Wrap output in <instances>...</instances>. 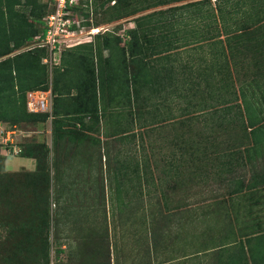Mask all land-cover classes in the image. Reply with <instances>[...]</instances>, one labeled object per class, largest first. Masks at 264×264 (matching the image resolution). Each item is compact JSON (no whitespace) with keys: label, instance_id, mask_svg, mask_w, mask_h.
Masks as SVG:
<instances>
[{"label":"rangeland","instance_id":"374dc122","mask_svg":"<svg viewBox=\"0 0 264 264\" xmlns=\"http://www.w3.org/2000/svg\"><path fill=\"white\" fill-rule=\"evenodd\" d=\"M106 1L109 7L103 16L97 13L98 23L117 14L119 9L127 12L135 4V7L146 6L160 0H120L117 5H113V0ZM247 4L245 7L252 9ZM243 8H239L242 13ZM105 22L102 25L106 29L119 31L120 26L106 25L111 22ZM247 47L246 50L249 45ZM263 49L264 46L261 51L264 54ZM79 50V56H69L66 62L55 67L57 75L60 72L58 87L61 94L70 93L66 84L72 82L67 78L73 76L78 78L75 84L83 93L97 87L96 74L92 70L94 48L87 45ZM255 54L246 53L245 58L237 60L239 54L236 53L235 60L241 65V70L236 69V74L230 70L229 76L214 75L213 108L198 107L200 97L195 93H192L195 98L189 94L186 112H182L174 122H164L165 113H168L166 109L151 108L152 104L145 99L137 110H134V102H129L126 108L129 110L122 109L124 114L118 113V117L104 111L108 124L100 131L102 126L97 112H91L94 114L89 122L81 120V116H69L75 113V105H68L72 96L66 97V94L55 104L53 112L55 115L59 110L63 115H58L53 124L54 134L63 135L59 140L46 124L16 128L6 124L4 130L16 131L11 135L13 141L8 143H4L0 136L2 158L14 155L11 164L7 165V169L12 171L5 169L4 159L0 164V264H40L34 254L38 244L40 247L44 245L37 236L38 232L47 242L41 254L49 253L42 264H224L226 251L234 254L242 243L250 248L256 245L259 252V248L264 247V236L258 238L264 235V149L250 155L245 147L253 145V138L249 137V131L239 130L242 128L240 118H236L234 124L237 110L241 108L244 112L241 89L247 87L254 91L258 85L250 82H254V78L264 81V68L253 65L258 61ZM217 64L214 61V65ZM224 69L222 67L221 71ZM54 76V73L50 74V87L53 80L55 84L58 80ZM62 78L66 81L62 82ZM122 87L129 86L124 81ZM205 96L209 94H204L203 98ZM208 103L210 105V99ZM136 118L138 125L133 122ZM153 120L163 122L153 125ZM117 132L120 135L115 138ZM100 135L106 139H100ZM20 144L36 159L16 155L15 150L20 148ZM11 145L15 150L10 148ZM81 147L88 150V156L77 163L76 160L81 158ZM103 153L109 156L104 162L106 172L102 169ZM44 156L48 158V172L37 174L34 171L37 160ZM86 169L93 170L89 174L82 171ZM115 170L127 171L118 177L114 175ZM131 176L135 177L134 185L137 187L127 195H136L132 194L134 200L130 203L139 214L136 220L138 238L132 245H126L125 236L116 235L113 241L112 222L109 224V237L105 223L94 234L95 224L89 222L87 226L88 222L75 214L82 211L78 205L83 199L92 201L102 193L111 199L117 192L116 185L122 190V185L118 184L121 177L129 180ZM83 179L90 185H81ZM101 180L104 183L99 190L97 186L102 184ZM254 185L257 187H252ZM165 208L170 214L168 220L162 216ZM152 215L160 219L158 223L166 219L168 228L175 222L177 224L165 240L157 235L154 245L149 236L152 234L149 225ZM127 223L128 236L132 231H129L131 222ZM116 226L119 228L120 222ZM87 231L90 236H86ZM105 233L107 237L103 236ZM67 240V250L60 253V246ZM113 245L114 260L108 252ZM250 259L255 264L254 258Z\"/></svg>","mask_w":264,"mask_h":264},{"label":"crops","instance_id":"0c3cea01","mask_svg":"<svg viewBox=\"0 0 264 264\" xmlns=\"http://www.w3.org/2000/svg\"><path fill=\"white\" fill-rule=\"evenodd\" d=\"M195 1L201 0H180L168 4L151 6L144 11L131 13L129 16L106 24L120 26L117 32L113 31L111 28L108 29L117 36L123 37L122 44L126 41L130 42V44L126 46V56L123 54L120 46H118L116 42H112L113 40L105 43L106 39L102 34L97 40L94 37L92 42L82 43L66 49L65 52H63L65 58L69 56L77 57L81 50H79V48L87 45L93 46V63L97 81V94H94L93 88L88 93L82 94L79 93V86L75 84L76 81L78 82V78L76 76L67 78V81L69 79L72 82L66 84L67 89L70 90V93H66V97L72 96V99L69 98L70 102H68V105H75V108H73L75 113L69 114V116H83L82 120L89 122L92 119L90 117L92 113L84 111L87 109L85 105L89 106L88 104L90 101L94 100V97H96L98 100L97 113L99 115V124L102 126V128H100L101 131L106 127V124H108V120L106 121L104 115L106 114V110L114 117H118L119 115L117 114L120 113L122 115V109H126L129 102H134L136 107L134 110H137L140 106V102L147 99L148 103L152 104V106H150L151 108L155 107V109L159 110L166 109L168 113H165L167 116H165L163 120L166 123H170L177 121L181 113L186 112L185 103L188 96H191L189 94L195 93L200 97V101L198 100L197 104L198 107L213 108L214 75L229 76L230 73L236 74V69L241 70V65L235 64L236 53L239 54L237 60L245 58L244 53H248V55L257 53L254 56V58L258 60L256 66L264 68V65H261V62H264V54L261 52L262 48L260 46L261 37L264 35V22H241L239 23L241 26H238V28H243L234 31V29H236L235 27H237L235 23L231 21L225 23L214 21V6H216L214 1L216 0H210L204 4L184 6L187 3ZM141 17L146 18L140 20L139 18ZM255 28H257V31H252L255 30ZM260 28L262 31H259ZM245 44L249 45L248 50H246L248 47ZM230 53L234 54V58L231 57ZM62 56L58 61V66L62 63ZM214 61L218 63L217 66L214 65ZM222 67H225L223 71H221ZM230 70L231 72L229 73ZM64 80L65 78H62L61 81L63 82ZM124 81L130 87L131 97H129L128 94L129 87H122ZM195 94H192L194 98L196 97ZM204 94H209V96L203 98ZM117 98H120V100ZM209 99L210 105L208 103ZM199 102H204V104L201 103V105H199ZM154 104H156V106H154ZM147 107L149 106L147 105ZM119 110L121 111L119 112ZM53 119L56 118L52 117L46 123H41V125L46 124L49 126L51 133L53 132ZM108 119L111 120L109 116ZM163 120L161 122L153 120L152 123L153 125H158L161 124ZM138 122L139 120L136 118L135 123L137 125ZM75 123L80 126V122L76 121ZM5 125V123H0V136L3 137V139L5 137L4 132L6 131L3 128ZM15 131V129H12L6 132L8 134L12 132L11 134L13 135ZM87 133L90 134L91 132ZM114 135V137L117 138L120 134L117 132ZM99 137L102 140L106 139H103L102 135ZM82 148L83 147L80 149L81 158L76 160L77 163H80L82 158L88 156V150H83ZM74 155L76 157V154H73V156ZM13 156L14 155L8 154L5 157V169H7L8 163L12 161ZM108 157L109 156L103 153L102 162L106 163ZM105 163L102 169L106 172ZM7 170L12 171L9 169ZM92 170L93 169H86L82 171L90 174ZM115 171L116 172L113 171L114 175L120 177V175L127 170ZM84 179L81 185H90V182ZM103 180H101L102 184L98 183L97 188L99 187V190L104 183ZM134 180L135 177L133 178L132 176L129 177V180L121 177L119 180L121 182H117L122 185L120 186L122 190L120 191L116 185L117 192L111 199L107 196L104 197L103 193L99 195L98 198H93L92 201L83 199L82 204L78 205L82 211L76 213L75 216L80 217L82 221L88 222L87 226H89V222H93L95 224L93 228L94 234L97 233L102 224H107L108 228L106 231L108 232V237L110 234L109 224L112 222V233H115H113V241L116 235L120 237L125 236V244L132 245V242L138 238L136 228L138 225L136 220L139 214L137 212L138 210L134 211V209H132L130 203L134 200L131 198L134 194L127 195V193H131L133 187H137L134 185ZM58 188L59 184L57 183L56 189ZM86 188L87 187H85V189ZM127 190H129V192H127ZM134 196L136 197V195ZM120 200V203H115ZM116 206L118 208H116ZM167 208L169 210L170 206ZM163 210L164 213L162 216L167 217L166 219L168 220L170 214L166 208ZM129 213L132 215L130 216ZM167 213L168 215L165 216ZM152 218L153 219L150 220L151 223L149 222L152 228V234L149 236L152 237V245H154L156 244L157 235L165 240V238H168L171 231L176 229L177 224H175V222L174 226L168 228L169 222L167 223L166 219L158 223V217L155 218V216L152 215ZM127 221L131 222L129 231H132L128 236L126 235L129 224ZM115 222L116 224L120 222L119 228L116 226ZM115 226L118 229L117 234ZM90 235V232H88L86 236ZM103 236L107 237L106 233ZM69 240L64 242V244L60 246V249L58 248L60 253L63 250H67ZM256 247L257 246H251L250 248L241 245L238 250L233 252L234 254H231L232 252L227 250L223 256V262L224 264H231L233 258H237L240 256L239 254L242 253V263L253 264L252 259H250V252L253 251V253L256 254L258 250ZM98 249L107 254V251L104 252L102 249ZM108 252H111V259L114 260V245L113 249L108 250ZM247 256H249L250 263L247 261ZM253 257L255 264H264V247L261 249L259 248V252ZM108 259H110V256ZM166 260L169 259L166 258Z\"/></svg>","mask_w":264,"mask_h":264},{"label":"trees","instance_id":"16d2710c","mask_svg":"<svg viewBox=\"0 0 264 264\" xmlns=\"http://www.w3.org/2000/svg\"><path fill=\"white\" fill-rule=\"evenodd\" d=\"M113 1V5H117L120 0ZM176 1L180 0H160L153 2L150 5H140L138 7H135V4L127 12H123L122 9H119L118 13L116 11L117 14L108 17L107 19H105V21L113 22L118 19L129 16L131 13L144 11L145 9L151 6L168 4ZM209 1L210 0L195 1L187 3L184 6L204 4ZM216 1V6H214V21H221L224 23L231 21L237 26L235 27L236 29H234V31H238L239 29L243 28H238V26H241L239 25V23L241 22H264V0ZM246 3H248L249 7H252V9L245 7ZM85 5L87 7H84ZM106 5V0H93L92 8H90L89 1H86L83 3L82 7L76 8V10L79 11L80 9L87 18L91 16V13H93V23L91 21H88L86 24H94L95 26H99L106 22L103 20V22L98 23L96 16L97 13L100 14V16H103L105 14V10L107 9V7H109ZM223 6L227 7L223 8ZM242 7H244L243 13L242 11H240L241 9H239ZM113 8L117 7L114 6ZM51 9L52 6L49 0H0V123H5L10 125L11 127L16 128L18 126L20 127L21 125L27 124L46 123L50 119V116L53 118H57V115H61V112H59V110L56 111L57 113L55 115L53 114L55 110V104L59 101V99L61 100L66 95L65 93H59V73L57 75V68H55L59 64H54L52 68H50V65L44 62V58H46L49 54L47 47L35 46L29 48V46H31L35 42L37 36L44 34L45 17L47 16L46 14L51 11ZM145 18L146 17H141L139 19L143 20ZM252 31H257V28ZM259 31H262L261 28L259 29ZM101 34L106 39L105 43L113 40L112 42H116L117 45L120 46L123 54L126 56V46L127 44H130L129 41H126L124 44H122L123 37L117 36L116 34L110 32L109 29L105 30L103 33H97L95 35V39L97 40V38ZM260 46L261 48L264 46V35L261 37ZM65 50L66 49H64L63 52H65ZM245 54L244 56H246ZM230 55L232 58H234L233 53H230ZM63 61H67V59L64 57V53L62 56V62ZM235 64L237 65L236 62ZM256 64L257 62L253 65L256 66ZM92 70L93 72H95L94 67H92ZM53 73L58 80L56 81V84L53 80L50 87L49 77L50 74L52 75ZM253 81L254 82L250 83H255L256 85H258L257 88L259 91H257V88H255L254 91H250L247 87L241 89V97L244 103V112L243 110H241V108H239L237 110L238 115H235L234 118V124L236 122V118H240L241 120L240 122L242 128H240L239 130L244 129V133L249 131V137L253 138V145L245 147V150H248L250 152V155L253 154V151L255 153H260L262 152V149H264V88L262 85V82L264 81L260 82L258 78H254ZM78 88L79 93L84 92L80 87ZM49 89H51L53 94V105L51 114L49 112L30 111L27 105L28 93L34 90ZM128 89L129 97H131L130 88ZM248 91L250 92L247 93ZM93 92L94 94H97L96 86L93 89ZM201 103L204 104V102H199V105H201ZM88 105L89 106L86 107V111H90L88 113L98 112V100L96 97H94V100H91ZM229 109H233V107H230ZM94 113H92V115ZM123 114L124 112H122V115ZM92 115L90 116L91 118ZM81 117L83 118V116ZM82 118L80 119L82 120ZM133 122L135 123V120H133ZM62 133L64 134L65 132ZM52 134L58 140L63 136L62 134L55 135L54 131L52 132ZM241 134L243 135V132H241L240 135ZM12 146L13 145H11L10 148L15 150L14 148H12ZM1 147L2 145H0V149ZM17 154L22 157L36 159L34 155L27 153L25 147L21 144L20 148H18ZM46 156L37 160V165L34 170L37 172V174H43L44 172H48L47 168L49 164L47 165L48 161L46 160H48V158ZM3 159L4 158H2L0 154V164ZM1 172L3 173V171ZM252 187L257 186L254 185ZM37 236L43 240L44 245L40 247V245L38 244L35 247L34 254L35 256H37L39 262H41L40 264H42V261L45 262L44 258H47L49 253L45 252L41 254V251H44L47 247V242L46 239L42 237L41 232H38ZM263 236L264 235L258 238H262ZM243 244L244 243H242L241 245L244 246ZM250 253L251 258H254L253 256H255L258 252L256 251L255 254L253 253V251H251ZM239 255L240 256H238L237 258H233L231 264H242V253H240Z\"/></svg>","mask_w":264,"mask_h":264},{"label":"built area","instance_id":"2783aa9c","mask_svg":"<svg viewBox=\"0 0 264 264\" xmlns=\"http://www.w3.org/2000/svg\"><path fill=\"white\" fill-rule=\"evenodd\" d=\"M49 1L52 9L45 17V32L43 35L37 36L35 42L29 48L35 46L47 47L49 54L44 58V62L52 68L56 64V60L61 59L64 49L92 42L95 35L106 28L104 25H87L88 21L93 23V13L87 18L80 9L79 11L76 10V8L82 7L86 1H89L90 8H92L93 0ZM27 105L32 112H52L53 94L51 89L30 91L27 96ZM11 133L6 132L4 143L13 141Z\"/></svg>","mask_w":264,"mask_h":264}]
</instances>
